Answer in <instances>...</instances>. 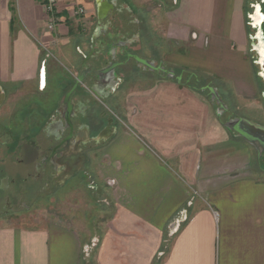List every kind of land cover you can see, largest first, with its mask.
I'll use <instances>...</instances> for the list:
<instances>
[{
    "label": "crops",
    "instance_id": "obj_1",
    "mask_svg": "<svg viewBox=\"0 0 264 264\" xmlns=\"http://www.w3.org/2000/svg\"><path fill=\"white\" fill-rule=\"evenodd\" d=\"M42 1L0 0L1 88L34 86L43 60L73 67L83 51L96 1L58 0L53 30ZM243 6L178 0L165 14L162 36L175 44L164 62L256 100ZM125 110L95 156L111 204L100 231L46 214L0 219V264H264V178L251 169L252 145L223 129L205 96L169 78L132 88Z\"/></svg>",
    "mask_w": 264,
    "mask_h": 264
},
{
    "label": "flooded vegetation",
    "instance_id": "obj_2",
    "mask_svg": "<svg viewBox=\"0 0 264 264\" xmlns=\"http://www.w3.org/2000/svg\"><path fill=\"white\" fill-rule=\"evenodd\" d=\"M98 1H106L107 9L104 18L96 19L88 51L79 53L82 57L75 77L80 73L81 83L74 87L75 77L65 81L64 65L46 58L31 94L17 97L18 90L0 91V219L16 221L51 214L53 198L82 172L87 157H95L116 133L120 121L115 113L117 103L107 102L131 77V69L140 68L157 78L166 77L170 70L178 75L157 54L145 55L135 46L145 21L143 15L136 16L139 10L132 0ZM158 1L165 4V0L154 2ZM172 3L176 5L177 0ZM93 37L97 38L92 45ZM137 57L150 61L153 68L139 63ZM113 62L117 63L115 75L98 74ZM257 164L264 171V151Z\"/></svg>",
    "mask_w": 264,
    "mask_h": 264
},
{
    "label": "rangeland",
    "instance_id": "obj_3",
    "mask_svg": "<svg viewBox=\"0 0 264 264\" xmlns=\"http://www.w3.org/2000/svg\"><path fill=\"white\" fill-rule=\"evenodd\" d=\"M86 1L88 3L90 2L89 4L90 6L92 5L93 8V5H95L94 0ZM154 1L156 2V0H132L134 6L138 7L139 10L136 13V16L139 17V15H143L145 21V24L141 26V34L135 46L139 47L141 52L145 55L155 53L157 54L155 55L156 58L159 56V58L164 59V55L166 53L165 51L173 49V44H175L174 42L172 43L170 38H163L162 36L163 28H167L169 23L165 14L176 5L172 3V0H165V4H160V1L156 4ZM244 6L248 10L247 17L249 20V30L247 31L249 40L246 46L247 58L251 64L252 75L257 84L256 100L248 101L241 98L239 99L231 92L229 86L213 80L211 81V84L209 83V85L217 88L222 101L228 108L226 112H223L218 116L216 113L217 103L211 101L207 92L202 94L212 105L213 115L217 119L218 123L220 125L222 124L221 126L223 129H225L231 137L235 136V134L223 125L227 120H229L228 116H230V119L234 117H245L264 125V0H246V2L244 0ZM158 18L159 21H161L160 24L157 22ZM164 18L165 23L162 22V19ZM96 19L97 17L95 13L92 19V26L87 29L83 38L84 53L88 51L91 31L96 23ZM120 22L122 23V20ZM192 30L193 29H190V34H192ZM191 38L192 35H190V38H188L186 42L190 43ZM164 42L165 48L163 46ZM176 46H178V44H176ZM187 47L188 45H185L184 48ZM81 57L82 56L79 55L78 61H75V65L73 67L68 65L65 58L60 57L62 65H64V67L68 65L65 67V74H67V77L69 78L66 77L65 81L67 80L69 82L70 77H75L76 70L80 66ZM165 65L167 68H173V66L169 63H165ZM130 71L131 72H128V74H132L131 77L118 89L115 95L116 97L111 99L110 102H107L109 105L117 103V106H114L115 113L120 118L117 129L123 128V124L126 122L125 107L127 94L132 90V88L141 89L148 86V84L153 82V80L157 79L154 73L144 72L140 68L137 70L131 69ZM118 73H122L120 69L118 70ZM182 74L183 76H186L185 73ZM34 89L35 86L32 85L21 86L18 94L16 93L17 97H20V95L23 94L24 96L31 94ZM12 99L13 97L9 99L10 102L13 101ZM250 149L251 169L256 175L264 178V171L260 170L257 164V157L259 158V156L253 146H251ZM95 162L96 160L94 156L87 157L82 167V172L78 173L73 179L65 184L64 189L60 190L58 195L53 198V202L49 208L51 212L50 215L52 217L64 220L65 222H72L81 229L85 230L87 233L93 232V234L100 231L102 221L111 211V204L107 202V194L104 192V188L101 187L102 183H100L96 177Z\"/></svg>",
    "mask_w": 264,
    "mask_h": 264
},
{
    "label": "water",
    "instance_id": "obj_4",
    "mask_svg": "<svg viewBox=\"0 0 264 264\" xmlns=\"http://www.w3.org/2000/svg\"><path fill=\"white\" fill-rule=\"evenodd\" d=\"M106 1L100 2L97 0L96 1V17L97 20L100 21L102 18L105 17L106 13ZM110 7V5H108ZM95 43V38H92V45ZM93 48V46H92ZM136 60L143 64L145 67L152 69L153 66L151 65L150 61L144 60L142 58L137 57ZM117 63L113 62L109 66H107L104 69H101L99 71V75L101 73H114L115 72V66ZM167 78L175 79L177 82H181L183 75L178 74L176 75L174 71L170 70L166 73ZM190 77L187 78V81H189ZM83 80V77L79 73L74 80V87L77 86L78 83H81ZM202 91H207L208 95L211 98V101L217 103L216 107V113L217 115H221L223 112H226L228 110L227 106L225 103L222 101L218 90L215 86L212 85H206L201 87ZM0 91L3 94V90L0 86ZM69 97V93L65 95V100ZM229 131L233 132L236 136L242 138L244 141H246L248 144L252 145L253 147L256 148L258 151V156L261 155L262 151H264V125L259 124L257 122H254L252 120H249L245 117H234L229 120H227L223 124ZM75 170V169H74ZM178 225H176L175 228H172L170 225L169 228L171 229L169 231V236L173 234V232L178 228Z\"/></svg>",
    "mask_w": 264,
    "mask_h": 264
},
{
    "label": "trees",
    "instance_id": "obj_5",
    "mask_svg": "<svg viewBox=\"0 0 264 264\" xmlns=\"http://www.w3.org/2000/svg\"><path fill=\"white\" fill-rule=\"evenodd\" d=\"M245 2H246V0H245ZM243 10H244V15H245V25H246V29L248 31L249 30V20L247 17L248 10H247V8H245V6H243ZM176 69H177L176 73H178V74L185 73L186 74V76H183V78H182L181 82H179V84L184 85L188 88H191L192 90L197 91L201 94L207 92V91H202L201 87L209 85V83L211 84V79L208 76L201 74V73H195L192 71H185L183 69H178V68H176ZM188 77H190L189 81H187ZM169 79H171V78H169ZM172 80L176 81L175 79H172ZM168 243H169V240L165 241V243L163 244V251H166Z\"/></svg>",
    "mask_w": 264,
    "mask_h": 264
},
{
    "label": "built area",
    "instance_id": "obj_6",
    "mask_svg": "<svg viewBox=\"0 0 264 264\" xmlns=\"http://www.w3.org/2000/svg\"><path fill=\"white\" fill-rule=\"evenodd\" d=\"M57 1L58 0H43L42 6L47 14V29L53 30L55 28L56 23L58 22L57 16ZM85 13V9L83 7H78L76 10V14H83Z\"/></svg>",
    "mask_w": 264,
    "mask_h": 264
}]
</instances>
